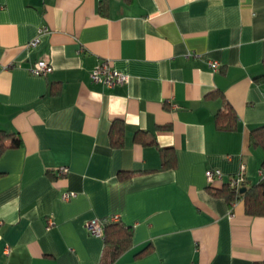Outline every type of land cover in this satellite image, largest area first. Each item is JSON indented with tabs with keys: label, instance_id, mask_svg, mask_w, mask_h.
Listing matches in <instances>:
<instances>
[{
	"label": "crops",
	"instance_id": "crops-1",
	"mask_svg": "<svg viewBox=\"0 0 264 264\" xmlns=\"http://www.w3.org/2000/svg\"><path fill=\"white\" fill-rule=\"evenodd\" d=\"M105 60L128 82L95 83ZM263 74L264 0H0V264H103L87 223L112 218L133 230L114 264L264 263V217L215 194L262 179ZM226 102L235 131L217 127Z\"/></svg>",
	"mask_w": 264,
	"mask_h": 264
},
{
	"label": "trees",
	"instance_id": "trees-1",
	"mask_svg": "<svg viewBox=\"0 0 264 264\" xmlns=\"http://www.w3.org/2000/svg\"><path fill=\"white\" fill-rule=\"evenodd\" d=\"M258 83H264V74L256 78ZM218 93V92H217ZM217 93H212L208 97L216 96ZM238 123V116L235 110L229 103L217 114V127L219 131H235ZM11 134L6 131L0 130V154L8 149L7 141L11 138ZM111 143L114 147H121L124 140V126L122 123L115 121L110 132ZM144 145L148 143L145 140L141 141ZM152 144L156 143L155 139L150 141ZM251 144L256 148L264 150V125L254 129L251 132ZM15 146H20L21 141H15ZM171 149L162 148L163 166L168 167L172 164V157L169 156ZM262 179L259 183L253 186H247L246 182L243 187L246 191L241 193L230 187V178L226 183H223L222 188L216 191L217 196L224 197L226 201L232 205L235 202L243 201L245 204L246 214L250 217H264V162L261 167ZM215 183V182H214ZM214 183L210 188L215 189ZM103 225V238L105 242V252L103 255V264H114L117 260L126 253L133 243V230L131 227L126 226L121 221L114 222L112 220H105ZM264 264V263H257Z\"/></svg>",
	"mask_w": 264,
	"mask_h": 264
},
{
	"label": "built area",
	"instance_id": "built-area-1",
	"mask_svg": "<svg viewBox=\"0 0 264 264\" xmlns=\"http://www.w3.org/2000/svg\"><path fill=\"white\" fill-rule=\"evenodd\" d=\"M48 30H41V32H47ZM39 43V39L32 41L29 46L35 47ZM211 68L214 72L218 71L219 65L217 63H211ZM30 72L35 76H47L53 72V67L47 60H40L36 62L31 68ZM128 76L122 74L111 66L109 60L103 61L98 67H96L92 72V80L108 88H113L116 85H123L128 82ZM244 169V168H243ZM61 173H68V168H61ZM262 174V172H261ZM207 178L210 184H213L217 180H223V174L218 170L207 171ZM246 179L243 174V170L240 174L236 176H231L230 187L236 190L243 188ZM74 193H66L63 195L64 200H68L73 197ZM112 221L117 222L119 218H112ZM87 229L92 236L101 237L103 236V225L100 220L94 219L87 223Z\"/></svg>",
	"mask_w": 264,
	"mask_h": 264
},
{
	"label": "water",
	"instance_id": "water-1",
	"mask_svg": "<svg viewBox=\"0 0 264 264\" xmlns=\"http://www.w3.org/2000/svg\"><path fill=\"white\" fill-rule=\"evenodd\" d=\"M246 187H243L240 191H241V193H244L245 191H246Z\"/></svg>",
	"mask_w": 264,
	"mask_h": 264
}]
</instances>
